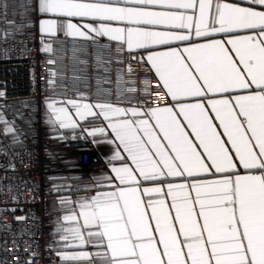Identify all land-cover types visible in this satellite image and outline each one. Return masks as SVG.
<instances>
[{
  "label": "snow or ice",
  "instance_id": "1",
  "mask_svg": "<svg viewBox=\"0 0 264 264\" xmlns=\"http://www.w3.org/2000/svg\"><path fill=\"white\" fill-rule=\"evenodd\" d=\"M38 2L53 17L41 21L42 32L107 37L122 50H143L149 71L176 102L145 110L75 99L67 101L71 109L47 104L49 122L60 129L101 121L83 131L112 146L110 173L94 185L108 190L74 202L78 211L58 223L65 248L98 251L61 252V258L264 264V0ZM72 18L92 23L81 28ZM5 22L13 23L6 13Z\"/></svg>",
  "mask_w": 264,
  "mask_h": 264
},
{
  "label": "built area",
  "instance_id": "2",
  "mask_svg": "<svg viewBox=\"0 0 264 264\" xmlns=\"http://www.w3.org/2000/svg\"><path fill=\"white\" fill-rule=\"evenodd\" d=\"M5 13L13 23L5 22ZM38 20L37 0H0V264H59L46 98L142 110L170 104L143 52L122 50L116 42L46 36ZM66 138L81 172L106 170L83 130L66 132Z\"/></svg>",
  "mask_w": 264,
  "mask_h": 264
},
{
  "label": "crops",
  "instance_id": "3",
  "mask_svg": "<svg viewBox=\"0 0 264 264\" xmlns=\"http://www.w3.org/2000/svg\"><path fill=\"white\" fill-rule=\"evenodd\" d=\"M229 2L238 3L241 5L246 4V0H229ZM37 13L39 16L38 31L43 35L52 37V35H50L49 33H45L41 31V21L46 20V19H51L53 17L43 14L39 11L38 0H37ZM72 22L76 23L81 28H83V24L85 23H92V21H89L87 19H81V18H72ZM25 27H26V23H22L20 24L19 30L21 31ZM157 30H165V29L158 27ZM59 35H66V33L58 32L55 36H59ZM221 35H218L215 38L219 39L221 38ZM71 38L80 39L78 37H71ZM193 39L200 43L205 42L203 39L197 40V38L195 37H193ZM93 41L114 42V41L108 40L107 37H95ZM177 43L179 47L181 48L184 46V43L182 42H177ZM158 50H164V48L160 47ZM137 51L143 52V50H137ZM144 56L146 60V53H144ZM149 67L151 66L149 65ZM156 78L158 79V77ZM168 98L170 100V104L176 105L175 101H171L170 97ZM52 100L57 101V106H66L69 109H71V105L67 104L68 100H59V99H55L52 97L46 98L45 106H46V112L49 115V117H51V112L48 109L47 104L51 102ZM80 101L83 103H90V102H86L83 100H80ZM190 102H194V101H190ZM91 104L95 105L96 103H91ZM114 106L122 107V108L133 107V106H126V105H114ZM73 115H74V110H73ZM91 120L92 118L89 117V121ZM100 123L101 121H97L95 124L89 123L88 121H81L80 122L81 127H78L76 129H60L58 125L52 124V128L50 131V140H49V146H50L51 153H50V160L48 164V169H49L48 178H49V183L54 191V194H53V197L51 198L50 203L52 206L57 207L60 210L59 215L54 222V241L57 244V254H58L59 264H89L88 261H64L60 256L61 252H76V251L83 250V251H88L90 253H95L96 251H98V249L92 245H87L83 249L76 248V247L65 248L64 246H61V244L64 242L60 240V233L58 232V223H64L62 219L63 216L69 214L70 210H72L73 208H76V203L74 202L80 201L86 196L94 195L97 191L108 190L107 187L96 188L94 187V185L96 184V181L98 178L102 177L105 174L110 173L111 165L108 164L107 161L112 155V146L103 142L102 137L95 138L96 140H100L101 142L99 143L94 142V138L91 136H88L87 132L84 131L89 140V146L100 156V158L106 164V170L104 172L85 174L80 171L78 167V163L73 153L70 151L68 147L67 138H66V132L73 131V130H83L84 128L90 129L94 126H98ZM238 171L240 172V174H244L245 170L243 168H239ZM207 178L214 179L216 177L207 176ZM174 182H182V181L180 180V178H176ZM147 186H150V184ZM73 188H76L78 190V193L75 195H73V192H72ZM65 201H68V203H65ZM76 210L78 211V208H76Z\"/></svg>",
  "mask_w": 264,
  "mask_h": 264
},
{
  "label": "trees",
  "instance_id": "4",
  "mask_svg": "<svg viewBox=\"0 0 264 264\" xmlns=\"http://www.w3.org/2000/svg\"><path fill=\"white\" fill-rule=\"evenodd\" d=\"M7 134H8V136L10 137V139H11L12 141H15V136H14L13 133H8V132H7ZM17 146H18V145L15 144V147H17Z\"/></svg>",
  "mask_w": 264,
  "mask_h": 264
}]
</instances>
